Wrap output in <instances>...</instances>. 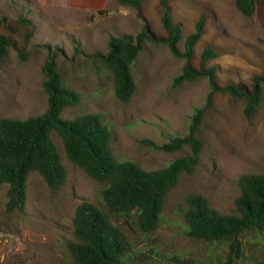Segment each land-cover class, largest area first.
<instances>
[{"label":"rangeland","instance_id":"1","mask_svg":"<svg viewBox=\"0 0 264 264\" xmlns=\"http://www.w3.org/2000/svg\"><path fill=\"white\" fill-rule=\"evenodd\" d=\"M169 5L173 22L181 27V51L186 35L201 16L206 17L194 46L193 67L199 68L201 53L211 45L217 56L207 65L215 67L219 85L251 87L253 77L263 74L264 0L256 3L250 17L238 11L236 0H169ZM160 10L159 0H144L139 11L117 0H0V34L12 43L0 59V118L26 119L46 110L42 65L49 51L60 50L57 65L62 81L80 95L77 105L62 110V119L100 113L113 133L114 156L137 162L145 170L163 168L187 155L189 147L166 152L142 140L161 144L170 136L184 135L193 108L206 104L208 80L198 78L173 88L172 78L181 71L184 58L173 56L163 43L145 42L131 65L135 93L122 102L114 95L110 71L91 56L105 53L112 36H135L144 23L165 37ZM261 96L249 117L243 98L221 92L212 96L198 130L204 143L199 163L192 173H182L168 192L157 228L146 234L134 222L112 216L127 243L123 261L171 264L162 256L173 255L191 264H217L226 256V247L185 234L181 209L185 197L196 192L218 212L238 215V177L264 174V86ZM51 137L66 171L65 182L51 190L38 172H30L24 210L12 213L5 212L8 185H0V264H70L67 246L75 240V206L88 201L108 211L99 197L104 184L68 159L55 131ZM241 239L244 256L236 264H264V241L257 232H244Z\"/></svg>","mask_w":264,"mask_h":264},{"label":"trees","instance_id":"2","mask_svg":"<svg viewBox=\"0 0 264 264\" xmlns=\"http://www.w3.org/2000/svg\"><path fill=\"white\" fill-rule=\"evenodd\" d=\"M143 1L117 0L120 5L131 6L137 11ZM258 1L236 0V7L242 15L250 17ZM159 3L165 37L155 35L144 23L135 36H112L105 53L91 56L110 71L114 95L122 102L128 101L135 93L131 65L143 50L145 42L163 43L173 56L184 58L181 71L172 78L173 88L198 78L208 80L210 89L206 104L193 108L184 135L170 136L167 142L161 144L142 140L150 148L166 152L189 147L187 155L174 158L163 168L145 170L137 162L119 160L114 156L110 147L113 133L104 124L100 113L89 112L73 119H62V110L77 105L80 95L62 81L57 65L60 50L49 51L42 65L46 110L26 119L0 118V185H8L6 213L24 210L26 180L30 172H38L51 190H57L64 184L66 171L51 137L52 131L61 138L68 159L91 179L104 184L99 189V197L108 211L88 201H82L74 208L72 223L75 240L67 246L70 264H142L123 261V256L128 255L127 243L112 216L134 222L143 233H152L159 224L168 192L179 182L182 173H192L199 163L204 143L198 130L212 96L221 92L243 98L244 114L248 117L261 103L264 72L253 77L251 87L242 83L219 85L215 80V67L207 65L217 56L213 46L208 45L201 53L198 69L191 65L194 46L203 34L206 17L201 16L195 29L186 35L181 51L178 47L182 37L181 27L173 22L169 0H159ZM10 46L11 41L0 34V59L6 57ZM76 51L79 49L76 48ZM237 184L240 189V195L235 200L238 215L218 212L204 195L196 192L185 197V206L181 209L188 237L227 248L226 256L217 264H236L244 256L241 239L244 232H257L264 241V174H242ZM162 257H166L171 264H191L178 256Z\"/></svg>","mask_w":264,"mask_h":264}]
</instances>
